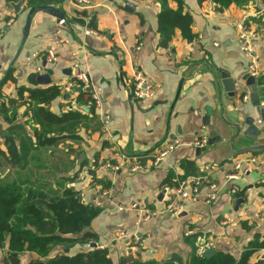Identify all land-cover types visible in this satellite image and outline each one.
Listing matches in <instances>:
<instances>
[{
  "label": "crops",
  "instance_id": "obj_1",
  "mask_svg": "<svg viewBox=\"0 0 264 264\" xmlns=\"http://www.w3.org/2000/svg\"><path fill=\"white\" fill-rule=\"evenodd\" d=\"M88 1L79 6L78 0L59 4L0 0V81L5 77L0 104L8 109L10 119L6 121L0 112V182H14L23 190L49 196L71 188L84 204L98 202L99 213L84 232L95 235L92 242L107 249L115 263L121 257L163 262L173 255L185 262L201 241L204 249L238 258L252 242L264 239V151L234 154L227 143L234 130L224 129V121L254 115L255 125L264 126V121L256 124L261 118L250 100L242 99L250 95L240 81L249 58L238 47L235 29V23L243 20L264 36V0H244L222 11L211 1L183 0L195 38L189 42L175 29L166 47L160 46L157 33L158 0ZM37 5L58 7L66 24L36 12L22 43L27 11ZM169 7L176 8V3L170 1ZM77 11L87 16H78ZM75 17L83 23L74 22ZM48 50L55 54V61L46 59ZM209 70L229 73L243 90L236 88L234 97L227 96ZM80 72L89 76L91 91L75 79ZM136 72L150 81L151 98L134 101L131 97ZM34 74H48L50 82L38 84ZM69 83L73 87L67 88ZM52 86L59 88V95L41 107L58 117L64 115V122L47 125L37 122L28 92L19 100L17 91ZM92 93L100 99L99 108L91 103ZM207 108L211 114L209 125L204 126ZM42 130L57 138L56 143L38 145L35 131ZM210 132L221 140L206 144L197 155L195 141L201 135L208 139ZM9 134L17 148L14 161L5 146L4 137ZM167 139H178L180 145L153 167L148 156ZM252 143L244 137L233 141L235 149ZM250 155L257 159L254 165L236 179H228L236 172L233 161ZM137 162L146 168L132 172ZM107 163L119 169L112 171ZM191 174L218 183L219 198L207 203L201 195L196 201H181L178 211L160 219H144L143 210L162 209L174 199L172 191L179 180ZM205 190L201 188V193ZM237 192L243 203L235 211ZM121 232L125 236L119 238ZM90 243L75 244L68 248L69 254L89 250ZM54 249L58 253L64 247ZM259 260L264 261V249L254 252L250 263Z\"/></svg>",
  "mask_w": 264,
  "mask_h": 264
},
{
  "label": "trees",
  "instance_id": "obj_2",
  "mask_svg": "<svg viewBox=\"0 0 264 264\" xmlns=\"http://www.w3.org/2000/svg\"><path fill=\"white\" fill-rule=\"evenodd\" d=\"M60 1L29 0V4H59ZM158 1L160 11L157 14V33L160 37V46L168 45L175 29L179 30L183 39L192 41L195 38L191 30L192 17L184 11L183 0ZM170 1L176 3V8L169 7ZM203 1L214 3L217 11H222L231 4L240 5L244 2V0H198L199 3ZM76 14L81 17L87 16L85 11H77ZM73 21L83 23L82 19L76 17ZM8 77L12 78L11 74ZM24 92H28V102L35 104L32 112L36 113L37 122L40 123L43 120L47 125L64 122V115L58 117L41 107L59 95L58 87L44 89L20 87L17 91L19 100H23ZM9 103H13V100H9ZM0 112L6 121H10L8 109L3 108L1 104ZM73 115L80 118L77 113ZM35 134L40 146L52 145L57 141L55 137H48L44 130L35 131ZM4 139L10 159L13 161L18 159L13 136L9 134ZM195 176L197 175L187 177L185 175L181 180ZM98 213L99 208L84 204L79 193L71 188L64 189L59 195L49 196L35 189L23 190L14 182H0V248L5 249L3 264H252L250 263L252 254L264 249V239H257L238 258L223 252H214L212 256L206 258L198 255L196 253L198 248L193 247V251L185 262L180 256L173 255L163 262L121 257L115 263L107 249H99L97 243L92 242L91 239H94L95 235L84 232ZM79 243H90L95 246L85 252L65 254L60 251L50 255L54 247L72 248ZM24 253H35L38 258L21 263L20 255ZM253 264H264V261L259 260Z\"/></svg>",
  "mask_w": 264,
  "mask_h": 264
},
{
  "label": "built area",
  "instance_id": "obj_3",
  "mask_svg": "<svg viewBox=\"0 0 264 264\" xmlns=\"http://www.w3.org/2000/svg\"><path fill=\"white\" fill-rule=\"evenodd\" d=\"M136 1V0H134ZM88 0H78V5H88ZM59 25L66 24L65 19H61L58 21ZM235 29L237 31V40L238 47L241 52L245 53L248 58V64L246 69V74L250 77H257L264 69V36L258 32L252 31L249 29L243 22V20L237 21L235 23ZM46 59L49 62L55 61L56 56L52 50L47 51ZM39 70V69H37ZM75 79L84 87H89V76L85 72H80L75 76ZM73 87L72 83H69L67 88ZM91 89V88H90ZM91 91V90H90ZM153 96L152 85L150 81L146 80L141 72H136L134 77V88L131 92V97L134 101L142 100L146 98H151ZM242 99L248 101V95L244 94ZM91 103L95 108L100 107V99L96 96L95 93L91 94ZM108 119L107 116H104V121L106 122ZM256 124L261 126L263 125L262 119H257ZM207 144V137L201 135L196 141L195 146L197 148H204ZM180 145V140L178 139H167L162 141L158 148H156L151 154L148 156V162L153 167L158 166L176 147ZM256 157L250 155L249 157H238L233 161V167L236 170L235 173L228 175V179H236L239 174L243 171L249 170L250 165H254L256 162ZM106 167L110 168L112 171H117L119 169V165L107 163ZM146 167L142 163H135L131 167V171H142ZM205 188L206 192L201 193V188ZM221 188L218 183L213 182L207 176L199 175L195 177H190L186 180H180L177 186L172 191L174 194V199L171 200L170 203L166 204L160 210H143V217L145 220L150 218H162L167 213H174L179 210L180 202L184 200L196 201L198 198L203 196V199L207 203H212L219 198ZM93 206V205H92ZM95 207H99L100 204L97 202L94 204ZM135 207V204L132 205ZM188 234V232L186 233ZM121 236H125L123 232L120 233ZM204 241H201L200 247L197 249L196 253L198 255H202L204 251ZM99 248H103L100 245H97Z\"/></svg>",
  "mask_w": 264,
  "mask_h": 264
},
{
  "label": "water",
  "instance_id": "obj_4",
  "mask_svg": "<svg viewBox=\"0 0 264 264\" xmlns=\"http://www.w3.org/2000/svg\"><path fill=\"white\" fill-rule=\"evenodd\" d=\"M128 4L130 6H132L133 4L129 3ZM20 6V3H18L16 5V8L18 10ZM44 12L47 13L49 15H52L54 17L57 18V20H61L64 19V14L62 13V11L58 8L55 7L53 5H37V6H32L29 8V10L27 11L26 14V18H25V24L23 27V32H22V43L25 41L28 32H29V27H30V23H31V19L32 16L36 13V12ZM9 72V70L7 71V73ZM210 74L213 76V79L216 80V84L218 87H222L223 91L227 94V96L229 97H234L235 96V90L236 88H238L239 90H243L242 89V84H238L237 80L235 78H232L229 73L224 72V71H220V70H209ZM5 79V77L0 81V84L3 82V80ZM33 79H35V81L38 84L44 85V84H48L50 82L49 79V75L48 74H34L33 75ZM240 81L244 82V86H246L249 91H250V95H249V100L251 102V106L253 107L255 114L259 115L260 118L264 121V73H262L261 75H258L257 77H250L247 74H244L242 77H240ZM87 91H90V88H86ZM77 91H81V88H77ZM179 94V92H178ZM217 102L219 105H221V99L218 98ZM84 110L86 112H88L90 109L89 107H84ZM207 114L205 115V117L202 119V123L204 126H208L209 125V115L211 114V109L207 108ZM224 121V120H223ZM224 125L225 128L226 127H230L234 130V134L228 139L227 143L231 148V151L234 154H242L245 152H260V151H264V142H259L261 139V137L264 138V126L263 127H258L255 125V118L254 115H247L244 116L241 114L238 118L237 121H234L233 123L231 122H227L224 121ZM243 126H246L245 129H243ZM222 129L223 131L226 132V130ZM237 137H244L246 139H249L251 141H253L252 145H247L245 144L244 147H242L241 149H235L234 148V144L233 141L234 139H236ZM221 138L219 136L214 135L212 132H210L208 134V139H207V145H212L218 141H220ZM258 142V143H255ZM204 148H197L196 149V154L199 155V153L201 151H204ZM239 192H237L235 194V204H234V210L236 211L238 209V206L243 203V199H241L239 197ZM95 244H92L91 247H94ZM63 252L65 254L69 253V249L68 248H64ZM214 254V251L212 248H205L203 253H202V257H210Z\"/></svg>",
  "mask_w": 264,
  "mask_h": 264
},
{
  "label": "rangeland",
  "instance_id": "obj_5",
  "mask_svg": "<svg viewBox=\"0 0 264 264\" xmlns=\"http://www.w3.org/2000/svg\"><path fill=\"white\" fill-rule=\"evenodd\" d=\"M92 207H95L94 206V204H93V206ZM98 207V206H97ZM119 238H122V237H124V235L123 236H121L120 234H119V236H118ZM55 248V247H54ZM52 249V251L50 252V255H54L55 254V249ZM99 248V247H98ZM99 249H101V248H99ZM4 255H5V249H1L0 248V264H3V257H4ZM33 257H35V259L36 258H38L37 256H36V254L35 253H24V254H21L20 255V261H21V263H25V262H28V261H30Z\"/></svg>",
  "mask_w": 264,
  "mask_h": 264
}]
</instances>
